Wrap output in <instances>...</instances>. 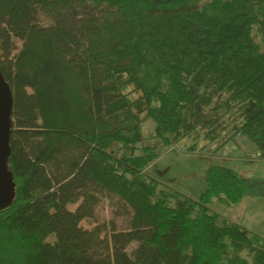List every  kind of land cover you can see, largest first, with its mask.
Here are the masks:
<instances>
[{"label": "trees", "instance_id": "1", "mask_svg": "<svg viewBox=\"0 0 264 264\" xmlns=\"http://www.w3.org/2000/svg\"><path fill=\"white\" fill-rule=\"evenodd\" d=\"M0 72L15 183L0 264H264V237L211 208L248 193L234 168L208 165L196 199L147 170L227 120L264 157V0H0ZM97 194L126 229L80 225Z\"/></svg>", "mask_w": 264, "mask_h": 264}, {"label": "rangeland", "instance_id": "2", "mask_svg": "<svg viewBox=\"0 0 264 264\" xmlns=\"http://www.w3.org/2000/svg\"><path fill=\"white\" fill-rule=\"evenodd\" d=\"M41 24H47L44 14L39 15ZM232 120L221 125L216 139L213 142L206 140L205 134L199 130L179 144L161 148V155L156 162L148 166L149 174L159 181L166 183L171 188L183 193L185 196L196 199L204 189L203 175L198 170L203 165L221 164L241 170L244 165H249L240 171L244 177L255 179L257 194L243 198L236 205L227 206L212 204L211 208L228 219L244 225L253 233L264 237V162L259 160V151L250 150L246 146L250 141L243 135L231 129ZM147 145H157L158 140L152 137L153 123L146 120L143 125ZM230 137V138H227ZM229 140V141H228ZM252 143V142H251ZM190 148V149H188ZM256 153L257 157H256ZM243 160L249 161L243 164ZM243 165V167H242ZM164 166V171L159 169ZM98 201L94 208V217L85 218L80 222L83 228L90 229L96 224L114 222L119 230L127 228L128 215L124 212V204L117 198L106 194H97ZM76 204L68 207L74 209ZM252 222V223H251ZM132 247V246H131Z\"/></svg>", "mask_w": 264, "mask_h": 264}, {"label": "water", "instance_id": "3", "mask_svg": "<svg viewBox=\"0 0 264 264\" xmlns=\"http://www.w3.org/2000/svg\"><path fill=\"white\" fill-rule=\"evenodd\" d=\"M12 103L11 89L0 72V210L8 207L15 195V183L7 166Z\"/></svg>", "mask_w": 264, "mask_h": 264}, {"label": "crops", "instance_id": "4", "mask_svg": "<svg viewBox=\"0 0 264 264\" xmlns=\"http://www.w3.org/2000/svg\"><path fill=\"white\" fill-rule=\"evenodd\" d=\"M229 141V140H228ZM246 146H250V148H252V149H250V150H255V147L253 148V146H254V144L253 143H247V145ZM257 149V148H256ZM257 154L258 153H256L255 155H256V157H257ZM259 158H257V159H259V160H262L263 162H264V157H260V156H258ZM158 159V158H157ZM156 159V160H157ZM156 160L154 161V162H156ZM153 162V163H154ZM249 161H246V160H243V164H247ZM248 166H250V164L249 165H244V167H243V165H242V167L243 168H240L242 171L244 170V168H246V167H248ZM208 167V165H203L202 167H200V169L198 170L200 173H202V175L204 174V171H205V169ZM164 166H163V168L162 169H159L158 171H159V173L160 172H163L164 171ZM239 174H240V171L241 170H238V169H235ZM241 175V174H240ZM243 176V175H242ZM244 177V176H243ZM246 178V177H245ZM247 180H248V182H249V189H248V193L244 196L245 198H247V200L250 198V197H252L253 195H255V194H257L259 191H256L255 189H254V187H255V183H256V181H255V179H251V178H246ZM252 223V222H251Z\"/></svg>", "mask_w": 264, "mask_h": 264}]
</instances>
